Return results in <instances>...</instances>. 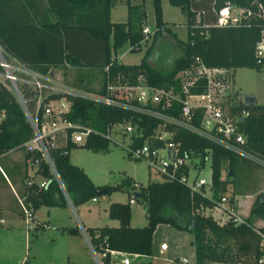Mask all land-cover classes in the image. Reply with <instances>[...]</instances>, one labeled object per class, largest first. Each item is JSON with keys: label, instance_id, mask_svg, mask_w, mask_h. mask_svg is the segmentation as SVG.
<instances>
[{"label": "trees", "instance_id": "obj_1", "mask_svg": "<svg viewBox=\"0 0 264 264\" xmlns=\"http://www.w3.org/2000/svg\"><path fill=\"white\" fill-rule=\"evenodd\" d=\"M72 6L78 7L85 17L82 21L75 16L73 24L62 23L63 46L60 50V58L65 62L76 66H100V86H103V67L109 63L108 73L112 79L120 82L133 83L138 76L144 78L147 83L163 86L176 83L175 73L187 66L194 56H198L207 65L231 67H251L260 71L262 61H257L254 56V43L259 35V28L263 17L257 14L256 2L252 0H168L171 5L177 6L185 17L186 40L177 39L181 53L173 59L170 68L160 70L147 61L146 53L136 64H126L111 56L125 42L131 46L130 50L137 49L143 39L142 25L145 20V11L142 3L126 4V19L124 21L109 20V10L115 0H68ZM264 8V0H257ZM154 14L153 36L157 33L169 31L166 23L161 19L160 0H151ZM227 4L249 8L252 15L247 22L239 25L214 24L215 16L206 19L209 25L205 28H192L194 14L197 10L210 11L213 6L216 11H221ZM89 15L91 20L87 18ZM87 19V20H86ZM71 33L82 32L92 41L96 47L92 51L96 55L85 58L74 50L73 42H68V31ZM173 35L174 33L171 32ZM76 34H73V36ZM82 37V36H81ZM12 35L7 24L0 23V45L7 54L16 55L11 43ZM64 48V52H63ZM148 50H146L147 52ZM60 59V60H61ZM44 71L45 67H39ZM89 82L84 88L93 90ZM94 77V76H93ZM82 78L76 76L72 85L80 86ZM102 88V87H101ZM58 96V94L54 95ZM71 106L65 114L66 118L73 122L88 125L98 133H88L82 145L92 151L107 148L108 139L99 132H103L110 123L122 122L129 117L136 123L135 131L141 134L134 138V142L141 143L143 139L153 132L159 120L147 114L127 110L116 106H105L93 103L89 100L69 96ZM234 109H244L247 113L238 121V129L244 136L243 147L245 150L264 160V103L243 104L242 101ZM0 154L9 150L23 149L24 159L30 154L24 149V142L31 136V129L25 116L10 90L0 83ZM176 113V109L174 111ZM194 123L198 117H194ZM164 129L171 131L167 139L176 142L181 154L199 156L202 164L209 158L210 167V195H206L201 188L199 191L190 190L187 185L173 180H153L145 185H138V190L133 191L130 198L144 201L145 223L141 226H131L129 202L112 201L107 206V214L117 220V225H101L84 228L87 240L95 252H103L104 249H115L127 253H134L146 258V264H151L148 259L151 255V236L158 223L168 224L171 227L192 234L190 244L194 250L193 264H210L220 262L224 264H259L257 263L258 235L255 229L263 230L264 226H254L250 220V214L264 218V200L259 201L262 193L256 196L255 204H252L249 213L240 222H234L231 217L223 222H217L210 214H204L203 210L212 208L217 204L219 192L224 189L226 178H221V164L226 163L225 177L232 174V169L237 159L236 153L222 147L208 139L202 138L184 128L166 124ZM74 142L69 139V130L64 144L48 145V152L56 173L67 193L69 202L76 206L89 198L99 194H109L117 190L121 185H95L84 173L81 167L73 164L68 159V151L74 147ZM16 165V164H14ZM17 166V165H16ZM20 167H18L19 169ZM21 171V172H20ZM8 172V171H7ZM15 173V171H13ZM20 174L21 189L19 198L23 204L30 208L31 213L41 205L65 206L64 198L55 178L48 168L47 163L39 159L35 172L44 180L43 186H38L35 181L27 183L28 176L24 170ZM129 184V182H127ZM134 186V185H132ZM231 196L229 201L232 202ZM19 215L23 213L19 207ZM33 219V218H32ZM38 222H36L37 224ZM40 223V222H39ZM38 223V224H39ZM61 230L69 234H79L77 225L62 227ZM109 254L102 256L103 264H110ZM21 264H26V260ZM175 264H188L176 261Z\"/></svg>", "mask_w": 264, "mask_h": 264}, {"label": "built area", "instance_id": "obj_2", "mask_svg": "<svg viewBox=\"0 0 264 264\" xmlns=\"http://www.w3.org/2000/svg\"><path fill=\"white\" fill-rule=\"evenodd\" d=\"M252 2H256L257 14L264 19V8L261 3L257 0H252ZM210 12L215 16L213 23L221 25H239L247 22L249 16L252 15L249 8L244 9L234 4H227L220 12L211 6ZM208 25L205 10H197L191 27L205 28ZM141 30L144 34L142 40H145L149 31L144 25ZM130 49L131 46H129ZM253 51L257 61L263 62L260 71H264V20L260 25ZM108 66L109 63L103 67V86L99 85L93 90L81 89L51 77L49 71L41 72L25 65L7 54L0 45V83L12 92L31 129L30 138L24 142L25 151L38 154L35 157L29 156L27 161L35 167L39 159L47 163L68 203L70 202L67 193L50 158L48 145L64 144L68 130L69 139L74 143H83L88 133H98L96 129L88 125L66 118L65 114L71 106L69 96H77L105 106H116L141 112L158 119L159 122L153 132L141 143L134 142V138L141 133L135 131L136 123L131 122L130 117L122 122L110 123L103 132L99 133L106 139H110L111 132H118L119 129L122 134H128L127 140L118 143L128 156L144 160L160 180L175 179L187 185L190 190L199 191L204 188L206 195L210 192V177L208 180L194 177L188 181L189 168L196 165L193 159L196 158L199 161V156L181 154L178 144L167 139L171 136V131L164 129L166 124L184 128L239 156L264 164V160L252 156L243 147L244 136L238 129V121L247 112L244 109H230L231 106L237 105L233 99L235 93L232 88L231 67L207 65L198 56H194L187 66L175 73L176 83L156 86L147 83L141 76H138L133 83L112 79L109 77ZM56 94L58 96H54ZM1 116L2 111H0ZM194 117H198L197 123L193 122ZM115 125L119 128H114ZM206 160L209 161L208 156ZM44 180L36 183L38 186H43ZM31 181L33 180L28 179L26 182ZM133 185L138 186L136 183ZM17 201L23 213L26 228H32L35 223L30 208L25 206L19 197ZM129 201L133 199L130 198ZM223 201L225 197L220 196L214 208L220 209V203ZM225 214L226 219L231 217L234 222L242 221V219L234 218L232 208H226ZM3 221L0 209V223ZM255 231L258 235L257 263L264 264V231L258 229ZM82 232L84 233V230ZM87 243L97 264H103L101 258L106 252L110 256V264L117 261L119 264H127L128 256L137 255L115 249L95 252L88 240ZM159 247L164 248L165 243H159ZM180 261L184 262L182 259Z\"/></svg>", "mask_w": 264, "mask_h": 264}, {"label": "rangeland", "instance_id": "obj_3", "mask_svg": "<svg viewBox=\"0 0 264 264\" xmlns=\"http://www.w3.org/2000/svg\"><path fill=\"white\" fill-rule=\"evenodd\" d=\"M130 2L142 3L145 11L143 25L149 32L147 33V38L140 41L135 50H129V44L125 42L117 50V54L120 55L117 61L126 64H136L146 53V58L150 65L160 70L170 68L173 59L181 53L177 39L186 40L184 14L177 6L171 5L168 0H160L161 19L166 23L169 31L157 33L153 36L152 32L155 27L151 0H130ZM109 18L112 21H123L126 19V4L124 0L114 1L110 9ZM171 32L174 34L172 35ZM146 50L148 51L146 52ZM100 68V66L79 68L80 70L77 71L76 76L81 77L82 81L81 85L76 87L85 89L83 85L87 81L89 82L90 71L95 72L93 76L96 78L95 81H90V85L98 87L100 85L99 78L101 77ZM232 74V88L235 93L233 99L237 103L242 101L244 95L253 96L256 104L264 103V71H257L255 68L242 66L232 69ZM65 76L61 74L58 79L64 83L72 84L75 72H71L67 77ZM114 128L118 129L119 126L115 125ZM127 135L122 134L121 129L118 132H111L107 148L103 150L92 151L84 147L82 142H79L75 143L74 147L68 151L69 161L81 167L95 185H121L120 188L112 191L109 195L97 194L94 196L95 201L89 198L76 206L67 203L64 207H56L53 211L52 219L47 217L49 219L48 227L45 228L27 229L23 217L13 216L3 211L5 222L0 224V264H21L24 260H26V264H97L88 243L83 237L75 238L73 245L68 246L65 240L66 234L60 232L61 224L75 225L80 223L84 228L88 225H116L117 220L110 218L107 214V204L111 201H127L128 197H131L132 192L138 190V186H132L133 183L143 186L149 181L159 179L158 175L147 166L144 160L133 158L126 154L118 142L127 140ZM23 154V149H16L13 153L8 154L7 152L2 158L8 161L9 164L17 163L22 160ZM193 160L196 165L189 168L188 181H191L194 177L208 180L210 176L209 161L205 160L200 164L198 159L194 158ZM19 170H15L16 179L18 180L20 178ZM225 173L226 163H222L221 177L226 178L227 181L219 195L225 197V201L220 203V209L212 207L211 214L217 216L220 212L221 218L218 220L223 219L224 221L227 217L225 209L232 208L235 215L234 218L241 220L244 218L243 214L247 208L248 215L252 204L257 203L256 196L262 193L258 190L264 184V164L244 156H237L232 174L225 177ZM18 185V188L21 189L20 180ZM5 189L10 199H14L8 188ZM245 193L252 194V198L254 197L250 204L251 196L241 195ZM18 194L19 191L17 192ZM231 196L233 197L232 202L229 201ZM236 198L242 214L237 209ZM132 199L129 224L131 226H141L145 223L144 201L136 198ZM205 211L203 210L204 214L208 212ZM39 213L41 217L45 216L44 210L41 209ZM255 216L253 213L250 214L252 224L255 222ZM172 229L174 228L164 223H160L156 229L153 239L158 248L153 249L148 258L151 264H171L168 257L171 256L170 249H172V244L175 245V252H182L180 254L186 257L189 264H192V246L189 245L185 238L174 237L171 232L173 231ZM160 241L168 246L167 251L159 250ZM95 255L98 256L97 254ZM128 258L129 264H146L145 257L130 255Z\"/></svg>", "mask_w": 264, "mask_h": 264}, {"label": "crops", "instance_id": "obj_4", "mask_svg": "<svg viewBox=\"0 0 264 264\" xmlns=\"http://www.w3.org/2000/svg\"><path fill=\"white\" fill-rule=\"evenodd\" d=\"M109 14H110V10H109ZM212 15L213 14L210 11L205 10V19H210ZM75 16H77L78 20L82 21L84 19L85 21V17L83 16L79 8L72 6L68 0H0V23L9 25L10 33L12 35L11 43L14 46L16 53V55H11V54L10 55L16 58L17 60L21 61L25 65L36 70H39L38 69L39 67L46 66V69L44 71L42 70L39 71L41 72L49 71L51 77L55 79H58L59 75L61 74L64 76L66 75L65 77H67V75L70 74L71 72H75V76L73 77L74 79L77 75L76 74L77 71L80 70L79 68L82 67L85 68V66H76L69 64L65 62L64 58L62 59L60 58V50L63 46V39L61 37L64 29L62 23L73 24L75 22L74 20ZM87 19L91 20L92 17L89 15ZM110 21L114 22L112 20ZM67 31H68V42L70 44L71 42H73L74 50H76L80 55L86 58H91L96 55V52L92 51L93 50L92 48L96 47L95 41H92L87 35L83 36L82 32L71 33L72 31H70L69 28L67 29ZM73 34L76 35L73 36ZM63 52H64V48H63ZM110 55L115 56L116 60L120 56L119 54H117V50L115 51V53L111 51ZM93 74H95V72H93ZM92 80L95 81L96 78L92 77ZM65 83L68 84L67 82ZM93 88L95 89L96 87ZM13 152L14 150H9L8 154ZM6 153L7 152L0 154V209L2 211V216L4 213L3 211H5L10 215L22 217V215H19L17 213V210L20 207L17 201V198L19 197L17 195V192L20 191V189L18 188L19 180L16 179V175L13 171H15L16 169L18 170V167H20L19 169L25 171L26 175L28 176V179L33 180L35 182H38L44 178L35 172L36 170L35 165L30 164L27 161V158L24 159V154L21 161L17 163L9 164L8 161L2 158V156ZM14 164H16L17 166ZM5 188H8L14 199L12 200L10 199V197L6 193ZM258 191L262 192L261 195H264V184L262 188H260ZM241 195L251 196L252 194L245 193ZM241 195L239 194V196ZM92 198L91 200L95 201V198L94 199ZM253 198L251 196L249 204L252 202ZM119 202H124V201H119ZM128 202L130 207V203H132L133 201L128 200ZM236 205L238 211L242 214V212L239 210L238 207L237 198H236ZM56 207L59 206L41 205L38 208H36L32 213V218L35 223L32 229H36L38 227L39 228L48 227V221L49 219H52L53 211L55 210ZM41 209L44 210L45 212L44 217L40 216L39 211ZM205 210L208 211L205 214H210L219 223L223 222V219L218 220L219 218H221L220 212L217 216H214L213 214H211L213 208H206ZM247 211L248 208L243 214L244 217L247 216ZM254 220H255V222L253 223L254 226L256 227L264 226V218L255 216ZM4 222L5 221H3L2 223ZM36 222L38 223L40 222V223L36 224ZM61 225L62 227L74 226L68 224H61ZM75 225L78 226V229L80 231L79 234H69L63 230L60 231L62 234H66L65 240L68 246L73 245L72 243L74 242L75 238L83 237L87 242V236L84 230V226L81 225L80 223H77ZM159 225L160 223H158L155 226V229L153 230L151 236V252L153 249L158 248L153 237ZM90 227H94V226H90ZM82 229L84 230V233L82 232L83 231ZM172 230L173 231L171 232L174 237L176 236V237L185 238L188 241L189 245L192 246L190 244V241L192 239L191 233L177 230L175 228ZM171 246H172V249H170L171 256L168 257L170 263L175 264L176 261H180L181 259L187 262L186 257L180 254L182 252L176 253L175 245L172 244ZM167 249L168 246L166 244L165 247L162 249L159 247V250L164 252L167 251ZM134 257H139V255H136ZM191 258L193 259L192 261L193 264L194 262L193 246H192ZM111 264H119V262L117 261ZM127 264H129V262ZM210 264H224V263L212 262Z\"/></svg>", "mask_w": 264, "mask_h": 264}, {"label": "water", "instance_id": "obj_5", "mask_svg": "<svg viewBox=\"0 0 264 264\" xmlns=\"http://www.w3.org/2000/svg\"><path fill=\"white\" fill-rule=\"evenodd\" d=\"M254 102V97L251 95H244L243 99H242V103L243 104H252ZM264 200V195H261L259 197V201H263Z\"/></svg>", "mask_w": 264, "mask_h": 264}]
</instances>
